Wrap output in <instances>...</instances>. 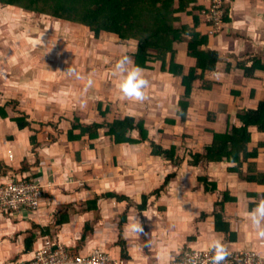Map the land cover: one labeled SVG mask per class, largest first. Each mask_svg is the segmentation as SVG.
I'll use <instances>...</instances> for the list:
<instances>
[{
	"label": "crops",
	"instance_id": "crops-1",
	"mask_svg": "<svg viewBox=\"0 0 264 264\" xmlns=\"http://www.w3.org/2000/svg\"><path fill=\"white\" fill-rule=\"evenodd\" d=\"M225 1L227 20L222 31L213 35L208 33L204 20L205 0H196L188 7V13L182 15L184 23H191L195 14L200 16L198 32L207 35L205 49L218 54L215 72L206 77L212 82V88L210 91L199 89L195 83L184 121L177 118L183 92L181 79L163 72L160 63H151L148 69L140 68L148 82L143 89L145 99L140 101L124 96L119 85L127 73L121 74L116 66L109 64L107 57L108 64L103 70L108 73L99 76L86 71V77L79 73L83 82L79 90L85 92V97L78 99L82 106L76 112L100 121L102 118L97 112L100 103L102 109H109L108 121L116 116L144 119L151 142L165 149L175 147L181 161L177 165L154 156L149 142L116 145L103 134L87 143L69 142L65 131L57 135L49 125L44 129L48 128L47 132L57 138L49 141L46 137L48 141L44 142V135L35 133L39 144L33 147V121L49 112L37 105L25 106L29 102L25 99L32 94H14V88L18 87L8 82L11 75L2 77L6 87L1 90L15 95L21 112L18 114H27L32 128L20 129L15 121L0 117V167L4 168L0 173V185L14 177L32 175L41 180L44 190L37 211L0 215V264L27 263L46 242L62 243L71 250L77 248L78 254L103 251L124 264H171L188 251H214L213 241H219L227 251L253 250L264 256V236L259 235V229L253 226L249 216L259 204L258 195L263 188L239 181L227 172L225 162L189 163V154L202 153L210 141L211 135L205 133L206 129L224 131L227 124L234 123L237 112L253 109L264 95V71L255 72L256 79L246 80L234 67L237 61L251 56L264 61V0ZM128 43L131 46L124 45L122 51L134 52L137 42ZM185 46L177 44V61L188 70L191 62ZM17 50L20 48L15 49L10 58ZM52 59L60 61L56 57ZM226 64L228 72L224 70ZM127 67L134 66L129 63ZM40 75L33 78L45 82L44 79L47 81L51 77ZM20 79L19 76L16 81ZM23 79H28V75ZM58 80L59 76H54L48 82ZM79 83L77 80L76 84ZM250 90L254 91L253 98L249 96ZM11 97L3 96L5 101L14 99ZM215 106H218L216 117L210 122L207 119ZM35 107L38 110H34ZM66 121L62 125L64 128ZM133 136L137 138L138 135L134 132ZM255 139L262 140L264 135H257ZM252 161L258 165L257 170L264 169L262 154ZM24 163L29 170L21 175ZM168 176L170 179L164 185ZM203 177L215 184L214 191L206 190L198 182ZM223 192L234 201L226 200L219 206ZM107 194L124 198L103 197ZM95 201V206L90 204ZM256 202L257 205L249 209V204ZM65 207H69L68 222L57 227L55 221ZM216 211L227 224L226 231L215 228ZM260 228H264V219L260 221ZM84 229L87 230L84 232ZM30 236H34L35 241L32 252H27L25 240Z\"/></svg>",
	"mask_w": 264,
	"mask_h": 264
},
{
	"label": "trees",
	"instance_id": "trees-1",
	"mask_svg": "<svg viewBox=\"0 0 264 264\" xmlns=\"http://www.w3.org/2000/svg\"><path fill=\"white\" fill-rule=\"evenodd\" d=\"M196 0H0L2 7H14L26 12L34 13L38 16H46L70 26L87 28L94 38L101 35L113 34L118 39L130 42L136 41L137 47L134 52L126 55L134 67L148 69L151 63H160L161 70L167 72L174 77L181 79L183 88L182 95L179 100V109L177 118L184 121L188 106V99L198 83L197 88L209 90L213 84L206 79L208 74L215 72L218 61L216 51L205 49L207 35H200L199 15H194L191 23H184L182 20L183 13H188V7ZM194 9V8H193ZM226 6H224L223 23L227 20ZM208 26L212 22H205ZM194 24V26H191ZM184 43L186 46L187 57L190 59L188 70L177 61L178 49L177 44ZM235 69L241 72L246 80L255 78V72L264 71V61L257 56H251L239 60L235 64ZM226 72L229 66L226 64ZM250 98L254 97V91L250 90ZM11 103H9L10 105ZM16 105V104H15ZM8 106L0 107V117L9 118L15 121L20 129L32 128L31 121L27 114L18 115L16 108L13 106L14 116L9 114ZM102 104L97 105L98 115L101 121L84 122L86 119L84 114L74 112L73 120H68L70 126L66 129L63 126L57 127L56 124L48 123L52 126L56 134L65 131L66 140L69 142L82 141L87 143L99 138L100 134L111 138L113 144L119 145L124 143L138 144L149 142L151 153L172 162L179 164L180 158L176 155L175 147L169 149L163 148L161 145L151 142L148 137V130L144 119H136L131 116H116L114 120L108 121L109 109ZM213 112L208 121H213L216 117L218 106L213 108ZM223 132L215 130H205V133L211 135L210 141L203 147L202 153L189 154L191 165L199 163H227V172L237 177L243 183L255 184L260 189L263 188L258 195L259 201L264 200V169L257 170L258 165L252 159L263 155L264 161V139L256 141L257 135H264V95L258 100L253 109H242L237 112L233 124H227ZM31 136L32 146L35 147L39 143L35 133L41 130V127L32 129ZM101 131V132H100ZM137 133V138L133 136ZM46 137L49 141H53L57 137L47 132ZM251 143H255L251 146ZM91 147V145H88ZM264 167V164H263ZM29 166L24 163L21 175L26 174ZM4 168L0 167V173ZM29 178H35L28 175ZM170 177H166L164 185ZM200 182L206 190L214 191L215 184L207 182V178H200ZM105 198H117L122 200L124 197L115 194H107ZM223 199L219 206H222L226 200L234 201L228 198V194L223 192ZM146 202L144 198L143 206ZM95 202L90 203L95 206ZM250 203L249 209L257 205ZM217 205V204H216ZM65 207L55 221V226H62L68 222V209ZM94 208V207H93ZM89 209V206H88ZM92 209V208H91ZM215 228L226 231L227 224L222 222L220 212H214ZM121 226V225H120ZM87 230V229H86ZM84 229V232L86 231ZM83 232V233H84ZM45 233L51 237L49 230ZM82 236V240H83ZM81 240V241H82ZM35 241L34 236H30L25 240V248L27 252H32V245ZM65 247V245H64ZM71 256H78L77 248L70 249L66 247Z\"/></svg>",
	"mask_w": 264,
	"mask_h": 264
},
{
	"label": "rangeland",
	"instance_id": "rangeland-1",
	"mask_svg": "<svg viewBox=\"0 0 264 264\" xmlns=\"http://www.w3.org/2000/svg\"><path fill=\"white\" fill-rule=\"evenodd\" d=\"M124 45L131 46L130 43L118 39L113 34L94 38L87 28L63 24L44 15L38 16L14 7L0 6V104L8 106V112L12 116L15 115L12 111L13 106L16 108L17 114L21 113L15 95L13 96L10 91L1 90L6 87L2 77L5 79L6 75H11V81L8 80V82H13L18 87V89L14 88V94L19 92L32 94L25 99L32 103L28 102L25 106L37 105L39 109L44 108L46 112H49V115L46 114L33 121V127L36 129L41 127L38 132L41 136L44 135L43 141L47 142L48 128L46 130L44 128L48 127V123L61 127L67 119L73 120L74 112L82 106L80 102L78 103L79 98L85 97V92L82 93L81 89L79 90L83 84L81 77H86V71L87 73L91 71L93 75L99 76L108 73L109 71L103 70L108 64L106 57L109 58V64L116 66L118 61L129 54L122 51ZM18 48L20 50H17L15 56L10 58ZM74 50L77 51L72 52ZM111 56L112 63H110ZM52 57H56L60 61L64 58L65 60L60 65V61L58 63ZM46 59L44 64L43 61ZM97 63L98 65H96ZM111 65L108 66L110 70ZM69 67L74 68L76 72L69 75L66 72ZM79 73L81 77H79ZM24 74L28 75V79H23ZM37 74H41L42 77L49 74L52 79L54 76H59V80L48 82L50 78H47V81L44 79L45 82L37 81L33 78ZM19 76L21 79L20 82H17ZM77 80H80L79 84H76ZM87 89V91H91L90 88ZM4 95H10L14 99L5 101ZM45 102L48 103L45 104ZM9 103L11 104L9 105ZM84 103L87 102L84 101ZM34 110L38 109L35 107ZM52 110H56V112H51ZM83 121L93 122L91 116ZM69 126L70 123H66V129ZM50 129L53 131L52 126ZM101 136L100 134L99 137Z\"/></svg>",
	"mask_w": 264,
	"mask_h": 264
},
{
	"label": "built area",
	"instance_id": "built-area-1",
	"mask_svg": "<svg viewBox=\"0 0 264 264\" xmlns=\"http://www.w3.org/2000/svg\"><path fill=\"white\" fill-rule=\"evenodd\" d=\"M204 15L212 22L209 34L223 26L224 0H205ZM43 187L38 178L14 177L0 185V215H17L37 211L43 200ZM229 255L221 264H264V256L253 250L228 251ZM214 251H188L171 264H212ZM24 264H124L103 251L71 256L61 244L46 242Z\"/></svg>",
	"mask_w": 264,
	"mask_h": 264
},
{
	"label": "clouds",
	"instance_id": "clouds-1",
	"mask_svg": "<svg viewBox=\"0 0 264 264\" xmlns=\"http://www.w3.org/2000/svg\"><path fill=\"white\" fill-rule=\"evenodd\" d=\"M224 6H226V1L224 0ZM206 10V5L203 9V15L204 11ZM205 22L207 21L204 15ZM224 24L222 28L219 31H215L213 34L219 33L224 28ZM208 33L210 31L211 26H208ZM210 34V35H213ZM130 63L129 59L127 57L122 58L120 61L116 64V69L121 73H127L126 76L122 77V82L120 83L119 87L121 91L123 92L124 96L129 99H135V100H143L145 99V94L143 92V89L147 85V80H145L142 76V69L139 67H132L128 68L127 65ZM66 72L69 75H72L76 72V70L72 67L67 68ZM79 78V77H78ZM91 83V81H89ZM250 219L252 221L253 226L256 229H259V235L264 236V228H260V221L264 219V200H261L259 204L252 210V212L249 214ZM211 247L215 249V254L212 258V264H221L222 261H225L229 255L227 249L219 242V241H213L211 244Z\"/></svg>",
	"mask_w": 264,
	"mask_h": 264
}]
</instances>
